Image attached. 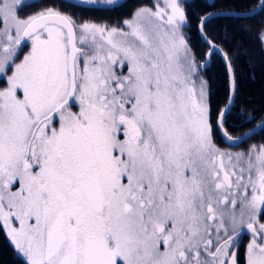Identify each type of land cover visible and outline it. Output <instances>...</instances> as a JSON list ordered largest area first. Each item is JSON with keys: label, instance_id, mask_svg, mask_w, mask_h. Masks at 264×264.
Here are the masks:
<instances>
[{"label": "snow or ice", "instance_id": "6c2138e0", "mask_svg": "<svg viewBox=\"0 0 264 264\" xmlns=\"http://www.w3.org/2000/svg\"><path fill=\"white\" fill-rule=\"evenodd\" d=\"M26 6L0 0V227L23 264H241L244 232L243 264H264V141L230 150L264 120L229 131L255 117L233 115L232 57L207 32L220 14L196 16L198 53L187 0L118 26ZM217 55L229 79L214 109Z\"/></svg>", "mask_w": 264, "mask_h": 264}, {"label": "trees", "instance_id": "16d2710c", "mask_svg": "<svg viewBox=\"0 0 264 264\" xmlns=\"http://www.w3.org/2000/svg\"><path fill=\"white\" fill-rule=\"evenodd\" d=\"M30 7H22L19 15L25 17L48 8H53L62 13L70 14L77 21H93L108 23L123 21L130 18L137 9L153 5V0H124L111 7H78L73 6L78 2L68 0H32ZM188 14L192 20V41L198 53L206 51L203 41L195 31L196 16L207 12L219 13V18L213 19L207 27V32L212 41L226 50L232 57L233 67L238 85L236 97L237 109H244L249 116L255 119L247 127L240 129L238 121L229 120V124H236V128L229 131L235 136L247 132L264 120V46L262 33L264 32V11H259L254 16L233 18L236 14L249 13L258 8L259 0H187ZM213 5V6H209ZM24 48V52H27ZM22 58V56H21ZM210 83L211 100L213 108L222 106L228 94V73L220 56H214L205 73ZM216 141L221 147H227L219 135ZM264 141V132L261 130L253 135L239 148L246 149L248 145ZM264 222V221H262ZM246 238L239 247L240 261L243 264ZM0 264H23L6 232L0 227Z\"/></svg>", "mask_w": 264, "mask_h": 264}, {"label": "rangeland", "instance_id": "374dc122", "mask_svg": "<svg viewBox=\"0 0 264 264\" xmlns=\"http://www.w3.org/2000/svg\"><path fill=\"white\" fill-rule=\"evenodd\" d=\"M32 1V0H29V2ZM122 2L124 0H113V2L111 4L108 3V0H95V6L93 7H111L113 5H115V3L117 2ZM153 3H154V0H153ZM146 7V6H144ZM148 7H152V6H148ZM142 8V7H141ZM140 9V8H139ZM138 10V9H137ZM136 10V11H137ZM135 11V12H136ZM20 16V15H19ZM28 16V15H27ZM133 16V15H132ZM131 16V17H132ZM21 17V16H20ZM26 17V16H25ZM130 17V18H131ZM21 18H24V17H21ZM129 19V18H128ZM122 21H119V22H115L114 24L110 25L108 23H99V24H102V25H108V26H118L121 24ZM262 43H263V46H264V32L262 33ZM10 74V73H9ZM6 86V80L5 79H0V88H3ZM73 111H78V107H73L72 109ZM249 140V139H248ZM247 140V141H248ZM232 151H242V149H230ZM246 238L247 240V243H248V234H246V232L242 233L241 236L239 237V245L241 244V242ZM9 239V238H8ZM10 241V240H9ZM13 246V245H12ZM14 247V246H13ZM20 257V256H19Z\"/></svg>", "mask_w": 264, "mask_h": 264}, {"label": "water", "instance_id": "95a60500", "mask_svg": "<svg viewBox=\"0 0 264 264\" xmlns=\"http://www.w3.org/2000/svg\"><path fill=\"white\" fill-rule=\"evenodd\" d=\"M72 1L81 2V0H72ZM259 11H260V10H259V7H258V8L255 10V12L252 11V12H249V13H241V14H236L235 16H239V17L254 16V15H256ZM210 63H211V60L208 62V67H209ZM259 124H260V123H259ZM254 128H255V127H254ZM258 131H260V129H259V128H256V132H258ZM246 234H247V233H246Z\"/></svg>", "mask_w": 264, "mask_h": 264}]
</instances>
